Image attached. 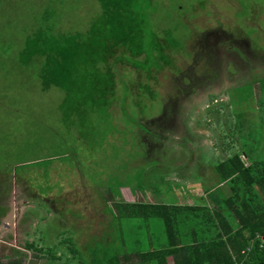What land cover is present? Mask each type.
<instances>
[{"label": "rangeland", "instance_id": "1", "mask_svg": "<svg viewBox=\"0 0 264 264\" xmlns=\"http://www.w3.org/2000/svg\"><path fill=\"white\" fill-rule=\"evenodd\" d=\"M115 2L143 11L145 47H161L167 62L155 52L143 68L123 47L112 58L95 50L75 59L71 79H56L64 86L47 87L42 68L51 58L40 54V30L80 35L90 53L111 1L0 0L4 264H42L26 242L55 246L70 234L85 250L101 241L121 193L132 202H190L182 195L191 188L215 186V164L232 140L264 158V0Z\"/></svg>", "mask_w": 264, "mask_h": 264}, {"label": "trees", "instance_id": "2", "mask_svg": "<svg viewBox=\"0 0 264 264\" xmlns=\"http://www.w3.org/2000/svg\"><path fill=\"white\" fill-rule=\"evenodd\" d=\"M110 1L108 27L95 32L99 38L90 44L94 46L90 53L83 48L86 41L80 35L57 39L47 34L52 32L51 27L40 30V54L51 58L42 68L47 87L64 86L56 79H71L75 59L80 60L84 54L87 60L88 55L98 53L95 50L109 58L120 47L130 51L134 59L146 54L144 62L129 59L143 68L154 62L155 52L167 62L161 47H145L143 11L119 10L117 2ZM122 58L128 60L125 53L116 60L121 62ZM113 78H107L111 79L105 84L108 92L111 90L107 85L114 86ZM215 170V186L202 197H192L190 202L165 203L155 198L152 202H127L120 195L118 201L110 203L111 231L85 250L70 234L61 235L55 246L46 247L35 241L26 242L24 248L42 264H264V158L247 154L241 144L232 140ZM5 216L6 209L2 207L0 224ZM0 264L4 263L0 260ZM10 264H23V260Z\"/></svg>", "mask_w": 264, "mask_h": 264}, {"label": "crops", "instance_id": "3", "mask_svg": "<svg viewBox=\"0 0 264 264\" xmlns=\"http://www.w3.org/2000/svg\"><path fill=\"white\" fill-rule=\"evenodd\" d=\"M249 72H250V75H253V76L255 77V74H256V73L254 72V70H253V72H252V70H251V68H250V71H249ZM251 73H252V74H251ZM258 75H260V77H263L262 79H264V66H263V68L260 69V73H259ZM248 79H251V77L248 78ZM252 79H254V78H252ZM244 159H246V158H244ZM130 192H131L132 194H134V193H136V192H138V191L133 192L132 190H130ZM181 195H182V194H181ZM204 195H206V190L203 191V190L201 189L200 191H198L197 188H194V189L191 188V189L189 190V192L183 194L182 196H186V197H188V199L191 200L192 197L197 198V197H202V196H204ZM121 197H122L123 200H125V199L123 198V196H122V193H121ZM125 201H127V200H125ZM180 201H181V199H180ZM127 202H132V201H127ZM181 202H182V201H181Z\"/></svg>", "mask_w": 264, "mask_h": 264}, {"label": "flooded vegetation", "instance_id": "4", "mask_svg": "<svg viewBox=\"0 0 264 264\" xmlns=\"http://www.w3.org/2000/svg\"><path fill=\"white\" fill-rule=\"evenodd\" d=\"M205 2H206V1H203L202 3H205ZM202 3L200 2L199 4H202ZM199 4H198V5H199ZM198 5H197V6H198ZM197 6H196V9H197ZM193 13H194V12H193ZM196 13L198 14V12H197V11H196ZM246 69H247V67H245V68H242V71H241V73H242V74H243V73L245 74V70H246ZM216 78H217V77H216ZM230 78L232 79V78H234V76H233V77H230ZM228 79H229V78H228Z\"/></svg>", "mask_w": 264, "mask_h": 264}, {"label": "built area", "instance_id": "5", "mask_svg": "<svg viewBox=\"0 0 264 264\" xmlns=\"http://www.w3.org/2000/svg\"><path fill=\"white\" fill-rule=\"evenodd\" d=\"M262 245H264V237H261Z\"/></svg>", "mask_w": 264, "mask_h": 264}]
</instances>
